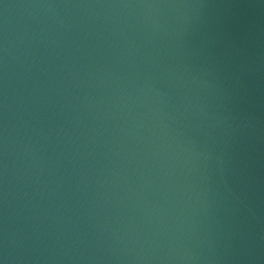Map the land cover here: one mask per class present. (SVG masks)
<instances>
[{
    "label": "water",
    "instance_id": "95a60500",
    "mask_svg": "<svg viewBox=\"0 0 264 264\" xmlns=\"http://www.w3.org/2000/svg\"><path fill=\"white\" fill-rule=\"evenodd\" d=\"M0 264H264V0H0Z\"/></svg>",
    "mask_w": 264,
    "mask_h": 264
}]
</instances>
